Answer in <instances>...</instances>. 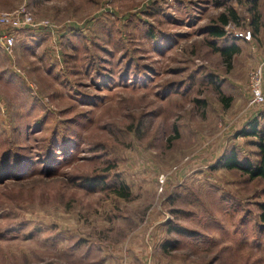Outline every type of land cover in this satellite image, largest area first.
<instances>
[{"label": "rangeland", "instance_id": "obj_1", "mask_svg": "<svg viewBox=\"0 0 264 264\" xmlns=\"http://www.w3.org/2000/svg\"><path fill=\"white\" fill-rule=\"evenodd\" d=\"M21 6L58 30L0 51V264H264V179L222 168L260 161L264 0H0Z\"/></svg>", "mask_w": 264, "mask_h": 264}, {"label": "built area", "instance_id": "obj_2", "mask_svg": "<svg viewBox=\"0 0 264 264\" xmlns=\"http://www.w3.org/2000/svg\"><path fill=\"white\" fill-rule=\"evenodd\" d=\"M47 31L50 34L57 33L58 27L47 21L36 22L30 10L21 6L11 12H0V51L10 56L15 47V33L20 30ZM234 38L243 42L252 40V32L244 30L234 32ZM264 73V60L260 61L249 73V104L261 106L264 104V92L262 87ZM163 179H160L162 183Z\"/></svg>", "mask_w": 264, "mask_h": 264}, {"label": "trees", "instance_id": "obj_3", "mask_svg": "<svg viewBox=\"0 0 264 264\" xmlns=\"http://www.w3.org/2000/svg\"><path fill=\"white\" fill-rule=\"evenodd\" d=\"M230 19L236 20V13L232 10H229L227 15L221 14L218 17V20L220 21L221 26H226ZM251 26L254 29L255 32L259 31V17L255 15L254 19L251 21ZM211 35L217 38H221L224 36L223 30L219 27H214L210 29ZM237 48H232L230 50H225L222 53L230 60L232 54L236 53ZM221 102L224 103L225 107L229 106L230 99L222 98ZM249 132L246 131V129H243L241 131V136H258V140L255 142V144L258 147L259 154H260V161L259 163H252L247 160H239L234 152H231L228 156L223 157L222 159V168L229 171L238 170L240 172H243L250 180L254 179H264V143L262 137L259 135L257 130V123L256 121H253L249 126ZM173 132L176 133V129H173ZM116 195L120 198L127 199L129 197V194L125 193L124 186L121 185V187H118V189H115Z\"/></svg>", "mask_w": 264, "mask_h": 264}, {"label": "crops", "instance_id": "obj_4", "mask_svg": "<svg viewBox=\"0 0 264 264\" xmlns=\"http://www.w3.org/2000/svg\"><path fill=\"white\" fill-rule=\"evenodd\" d=\"M242 42H243V41H242ZM243 43H246V44L252 45V43H247V42H243ZM252 49H253V47H252ZM253 50H254V49H253ZM262 60H264V57L261 58V59L259 60V62L262 61ZM259 62H258V63H259ZM262 87H263V92H264V73H263ZM263 105H264V104H263ZM263 105H262V107H260V106H251V105H250V107H260V108H263ZM254 114H257V113L255 112ZM256 116H257V115H255V118H253V119H256V121H258L259 119H258ZM258 122H259V121H258ZM259 123H260V122H259ZM258 127H259V124L257 123V130H256V131H258ZM248 129H249V127L246 128V131H247V132H249ZM258 133H259V132H258ZM260 134H261V133H259V135H260ZM260 136H261V137L263 136L262 139H263V143H264V135H260ZM238 137H239V136H238ZM242 137H243V138H250V137H252V138H257V140H258V136H255V137H254V136H243V135H242ZM257 140H256V141H257Z\"/></svg>", "mask_w": 264, "mask_h": 264}]
</instances>
